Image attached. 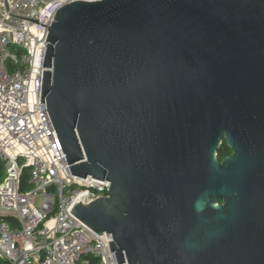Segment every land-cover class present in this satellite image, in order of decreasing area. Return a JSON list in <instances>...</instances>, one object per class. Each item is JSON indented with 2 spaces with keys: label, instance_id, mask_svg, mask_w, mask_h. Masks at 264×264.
<instances>
[{
  "label": "water",
  "instance_id": "95a60500",
  "mask_svg": "<svg viewBox=\"0 0 264 264\" xmlns=\"http://www.w3.org/2000/svg\"><path fill=\"white\" fill-rule=\"evenodd\" d=\"M47 41L40 104L111 182L71 212L118 264H264V0H76Z\"/></svg>",
  "mask_w": 264,
  "mask_h": 264
},
{
  "label": "built area",
  "instance_id": "2783aa9c",
  "mask_svg": "<svg viewBox=\"0 0 264 264\" xmlns=\"http://www.w3.org/2000/svg\"><path fill=\"white\" fill-rule=\"evenodd\" d=\"M74 1L0 0V258L7 264H118L113 235L71 212L107 197L111 182L72 174L40 104L50 26Z\"/></svg>",
  "mask_w": 264,
  "mask_h": 264
},
{
  "label": "trees",
  "instance_id": "16d2710c",
  "mask_svg": "<svg viewBox=\"0 0 264 264\" xmlns=\"http://www.w3.org/2000/svg\"><path fill=\"white\" fill-rule=\"evenodd\" d=\"M225 155H226V150H225V145H223L222 148L219 150V158L221 161L225 158ZM3 176H4V167L2 164H0V181L2 180ZM1 219H2V217L0 216V220ZM3 219L8 221V222H13V218L10 216H5ZM0 264H7V262L3 261L0 258Z\"/></svg>",
  "mask_w": 264,
  "mask_h": 264
},
{
  "label": "flooded vegetation",
  "instance_id": "af4514ba",
  "mask_svg": "<svg viewBox=\"0 0 264 264\" xmlns=\"http://www.w3.org/2000/svg\"><path fill=\"white\" fill-rule=\"evenodd\" d=\"M224 145H225L226 155H225V158L223 160H225L227 158H231L234 154L233 150L230 148V146L228 145V143L226 141H225Z\"/></svg>",
  "mask_w": 264,
  "mask_h": 264
}]
</instances>
